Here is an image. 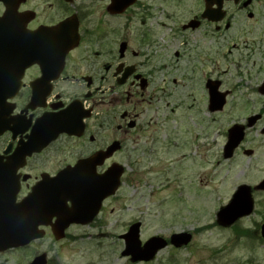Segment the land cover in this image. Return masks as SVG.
Returning <instances> with one entry per match:
<instances>
[{"label": "flooded vegetation", "instance_id": "obj_1", "mask_svg": "<svg viewBox=\"0 0 264 264\" xmlns=\"http://www.w3.org/2000/svg\"><path fill=\"white\" fill-rule=\"evenodd\" d=\"M162 3L0 0V264H31L47 256V237L56 221L47 222V183L57 175L60 185L91 180L100 187L112 167H124L114 195L101 201L88 224L69 225L63 239L85 227L94 237H107L119 226L124 234L127 142L144 137L152 145L148 154L155 152L158 139L145 137L156 128L154 103L165 98L170 117L181 107L192 109L176 97L192 91L189 74H201V108L221 111L215 109L222 94L227 101L230 92L223 90L217 70L218 59L228 55L222 51L224 40L232 41L228 52L235 53L237 71L244 61L256 75L263 74L258 85H247L259 93L264 0H222L219 20H208L217 13L203 18L208 2L199 0V13L192 18L197 25H138V15L145 22L153 8L163 11ZM247 99L244 105H253ZM70 207L66 201L59 213Z\"/></svg>", "mask_w": 264, "mask_h": 264}, {"label": "rangeland", "instance_id": "obj_2", "mask_svg": "<svg viewBox=\"0 0 264 264\" xmlns=\"http://www.w3.org/2000/svg\"><path fill=\"white\" fill-rule=\"evenodd\" d=\"M161 1L163 11L152 7L145 22L138 15V25H183L199 13V0H180L179 5L171 4L176 0ZM231 44V40L222 42V51L228 55L217 62L222 88L230 90L220 112L209 113L201 108V74H189L192 91L178 92L176 97L185 106L193 105L192 109L184 111L181 107L170 117L163 108L165 98L154 103L156 128L154 134L145 137L158 139L155 152L148 154L152 145L144 137L128 141L125 148L127 173L122 193L127 209L121 223L126 221L128 227L140 221L142 241L153 235L168 238L180 231H190L192 241L185 247L162 249L153 261L132 263L120 255L123 241L118 235L123 233L122 227L107 237L89 236L94 232L85 227L73 230L72 237L60 241L47 237L50 264H264V244L258 235L259 224L264 222V192H254V213L238 221L236 229L219 226L215 217L239 185L252 186L264 177V106L259 93L247 87L258 85L263 74L256 75L250 63L245 65L244 61L237 71L235 53L228 52ZM205 46L211 47L209 43ZM248 73L250 84H246ZM160 79L158 74L156 82L161 83ZM184 93L189 97L183 98ZM245 99L253 105L245 106ZM258 112L263 114L259 125L248 129L234 155L225 159L227 129L233 123H245L247 115ZM184 140L189 143L187 149ZM245 149L254 153L245 155Z\"/></svg>", "mask_w": 264, "mask_h": 264}, {"label": "water", "instance_id": "obj_3", "mask_svg": "<svg viewBox=\"0 0 264 264\" xmlns=\"http://www.w3.org/2000/svg\"><path fill=\"white\" fill-rule=\"evenodd\" d=\"M207 8L205 10V14L203 16L210 17V14H213L212 10H210V5L212 4V0H207ZM219 7H220V1ZM222 13H219L221 17ZM218 18V17H217ZM216 20V19H214ZM190 25H196V23L191 22ZM261 91L264 93V83L261 88ZM221 103H219V106ZM256 118V117H255ZM252 118L249 125L255 120ZM244 137L243 127L239 125H234L228 131V140L224 147V157L228 158L232 155L233 150L238 146L241 140ZM251 151H246V154H250ZM113 170V169H112ZM50 184L52 194L50 199H48V219L51 218L53 215L56 214L57 206L61 201L66 198H70L72 200V207L74 210L71 212L65 220L59 221V228L56 226L54 228L55 238L59 239L63 236L62 230L71 222H81L86 223L88 222V218H83L82 215L86 214L84 212H78L77 207L82 203H88L92 200L95 195H97L96 199L97 202L100 201L101 198L105 197L108 194H112L118 185L117 178L114 180L111 178L110 181L105 180V184L101 188H95L94 186H83V184H79L78 182H74L75 184L72 186L64 187L63 195L61 196L58 194V187L54 182ZM49 188V187H48ZM256 189H264V181H262L259 185L255 187ZM59 198V200L57 199ZM54 202L55 204L53 205ZM53 205V206H52ZM253 210V200L251 198L250 187L246 185H241L237 188L236 192L233 194L231 201L225 206L222 207L217 212V223L222 226H230L236 220L241 217L249 215ZM58 224V222H57ZM139 223H135L130 226L128 232L123 236L125 239V249L122 252L124 256H131L132 261H149L151 260L155 253L166 246V241L160 237H151L148 239L143 245L139 240ZM261 235L264 237V224L261 225ZM32 238V237H31ZM191 239V235L188 233H180V234H173L170 237V242L176 246L185 245ZM32 264H44V259L40 258L37 259Z\"/></svg>", "mask_w": 264, "mask_h": 264}, {"label": "trees", "instance_id": "obj_4", "mask_svg": "<svg viewBox=\"0 0 264 264\" xmlns=\"http://www.w3.org/2000/svg\"><path fill=\"white\" fill-rule=\"evenodd\" d=\"M235 229H236V227H235ZM242 232H245V231H249V230H241Z\"/></svg>", "mask_w": 264, "mask_h": 264}]
</instances>
